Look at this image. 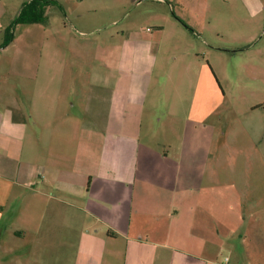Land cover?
<instances>
[{"label":"crops","instance_id":"obj_1","mask_svg":"<svg viewBox=\"0 0 264 264\" xmlns=\"http://www.w3.org/2000/svg\"><path fill=\"white\" fill-rule=\"evenodd\" d=\"M22 4L0 0V30ZM28 88L0 91V223L8 226L0 242L24 240L30 253L57 254L54 264H64L67 246L74 264H219L222 238L242 230L254 245L250 260L262 256L264 194L246 202L238 182L220 180V154L203 157L199 176L189 152L178 157L138 136L146 91L137 103L130 91ZM246 204L255 208L248 221Z\"/></svg>","mask_w":264,"mask_h":264},{"label":"rangeland","instance_id":"obj_2","mask_svg":"<svg viewBox=\"0 0 264 264\" xmlns=\"http://www.w3.org/2000/svg\"><path fill=\"white\" fill-rule=\"evenodd\" d=\"M55 1L62 9L48 6L45 23L14 25L0 51V91L77 86L84 97L95 87L103 97L130 91L137 103L146 91L152 112L136 118L138 136L171 145L178 157L189 152L199 176L203 157L220 154L213 158L224 160L220 180L238 182L246 202L248 194H264V0ZM13 15L3 18L0 44ZM133 37L140 42L129 44ZM242 212L248 221L255 208L246 204ZM67 234L73 241L75 232ZM11 239L0 242V264L57 259ZM222 241L217 263L264 264V253L250 260L254 245L242 230ZM65 252L64 264H74V248Z\"/></svg>","mask_w":264,"mask_h":264},{"label":"trees","instance_id":"obj_3","mask_svg":"<svg viewBox=\"0 0 264 264\" xmlns=\"http://www.w3.org/2000/svg\"><path fill=\"white\" fill-rule=\"evenodd\" d=\"M48 6H58L60 9H62L61 5L55 0H30L28 2H24L17 17L5 29L3 42L0 44V48H4L12 42L13 27L15 24L45 23V9Z\"/></svg>","mask_w":264,"mask_h":264}]
</instances>
